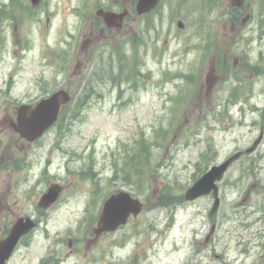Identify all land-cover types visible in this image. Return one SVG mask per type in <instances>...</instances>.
Listing matches in <instances>:
<instances>
[{"label":"rangeland","instance_id":"1","mask_svg":"<svg viewBox=\"0 0 264 264\" xmlns=\"http://www.w3.org/2000/svg\"><path fill=\"white\" fill-rule=\"evenodd\" d=\"M235 7L232 0H193L185 31L178 30L177 38L163 31L154 40L146 37L144 50L153 41L157 48H149L147 56L143 49L132 54L125 36L83 47L86 38L73 30L75 19L65 23L70 37L61 14L50 23L43 15L38 23H19L15 34L16 23L1 14L12 10L11 0H0V199L9 204L0 214V235L6 237L20 217L45 219L44 228L18 246L11 264H38L51 247L63 259L60 264H85L83 257L66 253L89 257L95 246L94 259L107 250V264H264V76L253 72H264V0ZM138 30L141 34L139 21L131 20L133 43ZM167 46L177 47L175 58L165 54ZM224 52L228 66L221 79L223 66L216 67ZM133 59L145 72L138 91L119 86ZM164 68L177 73V86L170 85L174 79ZM214 68L213 86L207 75ZM240 69L247 70L240 76L248 83L240 95L244 99L256 90L258 105L241 123L228 111L223 115L225 102L235 97L233 86H242L233 74ZM160 78L166 83L158 84ZM61 88L71 96L61 121L29 149L8 120L17 118V108ZM118 94L123 98L117 101ZM256 139L257 149L236 161L220 182L215 214L212 195L185 199L209 167ZM54 182L62 184L61 196L44 210L41 196ZM120 190L138 198L143 211L109 235L92 236L107 196ZM82 191H93L88 210V193ZM46 225L51 236L41 239Z\"/></svg>","mask_w":264,"mask_h":264},{"label":"flooded vegetation","instance_id":"2","mask_svg":"<svg viewBox=\"0 0 264 264\" xmlns=\"http://www.w3.org/2000/svg\"><path fill=\"white\" fill-rule=\"evenodd\" d=\"M139 1L141 0H134L133 2H130V0H60L59 4H61L62 6L64 15L66 14L72 16L79 23L78 33L84 36V38H86L83 47L90 46L93 42L98 40L100 41L112 38L114 35L116 37L125 36V42H128L130 33V21L138 20L141 28V34L139 32V45L140 49L144 50L147 39L146 37L154 40L155 37L160 34V32H157L156 30L166 32L169 36L171 35V33L177 34L178 28L181 29V31L187 28V23L185 22V19H190L192 17L191 12L193 0H157V3L153 7H151L148 11L143 12L137 11V3ZM47 3L48 0H38L37 4H33V2L29 0L27 1V6L32 11L42 10L43 12L47 13ZM207 6V4L204 5L205 8ZM108 11L118 14L122 13L124 14V18L120 21V23L117 22L112 26H108L103 20V14ZM47 16L49 19L50 16ZM87 22H90L89 25L86 27H82V24ZM152 43L153 45L151 50L153 52H156V43L154 41ZM165 54L176 56V49L171 50L166 48ZM79 65H81V63H78L77 66ZM155 66L159 70H161L163 67L162 63L155 64ZM222 66L223 72L221 74V79L227 72L228 57H223ZM164 70L166 69L164 68L163 71ZM140 71L141 73H143V68H141ZM242 71H245V73L247 72V70L240 69L236 70L235 74L242 75ZM253 72L255 73V77L258 75L264 76V72L262 71L254 70ZM77 73H80V70H78ZM216 76V80H218V75ZM79 78H83V76L79 75ZM224 106L226 105L224 104ZM228 114L230 118L234 115H238L237 117H239L240 123L241 121H244L242 120L244 119L243 113L233 111L229 112ZM256 119L258 120V118ZM10 123L14 125L12 120H10ZM259 123H254V125ZM262 126H264V123L262 124ZM262 134H264V129L262 130ZM256 140H254L252 142V145H250L249 147H243V149H240V151H238L241 152V156L239 157V159L252 153V151L249 152L248 150L250 147L253 148L255 146ZM263 143L264 142H262V144ZM262 144L261 146L264 145ZM257 147L255 149H257ZM249 161H251V159ZM240 173L242 172L240 171ZM1 204L2 203L0 202V214L3 210Z\"/></svg>","mask_w":264,"mask_h":264},{"label":"water","instance_id":"3","mask_svg":"<svg viewBox=\"0 0 264 264\" xmlns=\"http://www.w3.org/2000/svg\"><path fill=\"white\" fill-rule=\"evenodd\" d=\"M233 4L240 6L243 4L244 0H232ZM149 6V5H145ZM111 19L112 17H108ZM70 99V96L65 91H59L54 93L51 97L42 100L33 109L25 122H22L21 127L24 129L25 135L30 139H35L41 135L44 130H46L53 122L57 119L60 107L62 104L66 103ZM238 156V155H237ZM233 156L231 159L226 161L224 164L219 166H214L213 169L207 172L197 183H195L188 191L186 197L187 199H194L199 195L209 193L216 185L215 181L221 179L223 173L229 166V164L237 157ZM217 193L215 189V194ZM57 194V188L53 187L50 192L45 196L49 200L55 199ZM218 199L214 210L218 206ZM141 209V204L137 200L131 199V197L126 193H120L118 195L112 196L105 204L104 213L102 215V220L105 223L104 228L115 227V222L119 220L120 222H125L128 214L134 211L137 214ZM22 227L18 225L15 226L12 236L6 241L5 248L0 246V264L4 263L6 254L5 249L12 247L16 241V237L13 234L20 233ZM19 235V234H18Z\"/></svg>","mask_w":264,"mask_h":264}]
</instances>
